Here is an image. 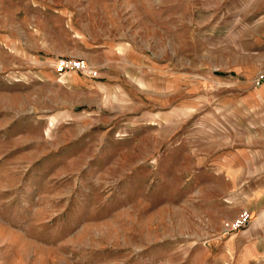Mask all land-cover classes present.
Masks as SVG:
<instances>
[{
	"label": "rangeland",
	"instance_id": "1",
	"mask_svg": "<svg viewBox=\"0 0 264 264\" xmlns=\"http://www.w3.org/2000/svg\"><path fill=\"white\" fill-rule=\"evenodd\" d=\"M263 79L264 0H0V264H240L219 146Z\"/></svg>",
	"mask_w": 264,
	"mask_h": 264
},
{
	"label": "crops",
	"instance_id": "2",
	"mask_svg": "<svg viewBox=\"0 0 264 264\" xmlns=\"http://www.w3.org/2000/svg\"><path fill=\"white\" fill-rule=\"evenodd\" d=\"M72 90H89L88 83L79 76ZM253 89L255 102L243 104V122L233 130L220 154L221 170L232 192L237 214L248 208L252 220L238 232L240 264H264V79ZM237 134V135H236Z\"/></svg>",
	"mask_w": 264,
	"mask_h": 264
},
{
	"label": "built area",
	"instance_id": "3",
	"mask_svg": "<svg viewBox=\"0 0 264 264\" xmlns=\"http://www.w3.org/2000/svg\"><path fill=\"white\" fill-rule=\"evenodd\" d=\"M90 68L91 66H89L88 62L85 59L74 58L71 60H61L59 65L57 66L56 71H58L59 73L77 71L86 75H91L89 74ZM92 72L94 71L92 70ZM251 219V213L248 210L243 211L238 217L225 223V230L227 232L239 230L243 227H246Z\"/></svg>",
	"mask_w": 264,
	"mask_h": 264
}]
</instances>
